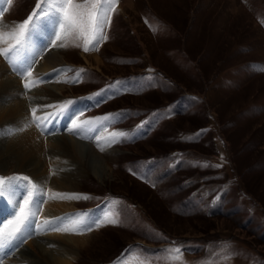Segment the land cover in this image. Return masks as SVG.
<instances>
[{
  "label": "rangeland",
  "instance_id": "374dc122",
  "mask_svg": "<svg viewBox=\"0 0 264 264\" xmlns=\"http://www.w3.org/2000/svg\"><path fill=\"white\" fill-rule=\"evenodd\" d=\"M122 1L98 50L84 52L83 38L74 34L56 42L66 47H53L51 25L30 62L36 78L29 85L65 89L47 119H35L29 109L42 145L50 123L82 125L77 133L54 127L52 134L90 145L104 163L94 174L85 160H67L72 173L78 168L70 193L88 199H69L75 209L66 213L118 221L79 235L88 237L86 246L73 251L70 264H168L164 250L176 247L183 264H264V0H129L123 12ZM37 3L6 0L0 22L18 25L38 11ZM56 49L67 62L49 70L57 78L38 73L39 62ZM24 75L15 77L26 91ZM79 99L85 106L73 112ZM67 101L74 103L62 110ZM121 132L126 137L112 135ZM44 159L47 179L14 164L0 165V176H28L44 201L55 204L49 185L55 165ZM19 192L4 197L20 202ZM13 217L14 210L1 223ZM30 233L17 239L4 264L16 258L26 264L18 254L48 230Z\"/></svg>",
  "mask_w": 264,
  "mask_h": 264
},
{
  "label": "bare ground",
  "instance_id": "6f19581e",
  "mask_svg": "<svg viewBox=\"0 0 264 264\" xmlns=\"http://www.w3.org/2000/svg\"><path fill=\"white\" fill-rule=\"evenodd\" d=\"M130 6L131 2L129 0H123L122 3L120 2L119 10L123 12L124 7ZM3 24L11 31H17L15 27L17 25L5 23ZM9 43H14V41H9ZM0 47L6 48L8 47V44L0 45ZM37 47H39V45H36L35 49H37ZM28 58L26 57L25 49L22 50L17 64H19L20 62H25L24 67L28 68L26 67L28 63ZM94 61L97 65L100 64V61L97 60L95 57ZM64 63H67L65 61L64 56L59 53L57 49L52 50L49 51L48 54L46 53V55L39 62L37 66V72L40 74H45L46 72H49V78H57L54 74H51V71L49 70L57 67V65H61ZM18 75L19 72L17 71L16 66H14L13 63L6 61L4 57L0 56V142L3 144L0 147V165L4 167L6 165L5 168H7L9 164H14L13 167L17 171H27L37 178L43 177L47 179L48 170L45 165L46 163L44 155L49 156V160L54 161V163L51 164L55 165L54 172L51 171V173H54V177L52 178V183L49 184L50 188L52 186L54 189H51L55 193L57 192L59 194H65L64 192H66L70 195L73 191H76V182H72L71 178L78 177V168L75 166L77 170H74L75 172L72 173V170L69 169L70 165H68L70 163L66 164L67 160L69 159V161L71 160V162L75 163V161L79 162V159L81 158L85 160L87 164H89L88 166H90L94 174H96L98 173V169L104 167L102 158L98 156L96 151H94L90 147V145L80 143L72 138L64 137L63 135L56 136L55 133L52 134L53 132L57 131L52 128L56 127L58 129V127L61 126L60 121L58 119H56L58 121H54L53 124H50L49 131L46 132V130L43 131L41 129V131L46 132V138H49L48 142H45L46 144L42 145L41 139L39 140L38 138V135L42 134H39L37 130L33 129L31 123L29 122V109L31 111L34 108L37 109L35 114L41 115L40 118L44 119L46 116H48L46 112L51 109L50 106H53V104H55L53 102L60 101V97H62V94H64L65 89L56 85H43L40 88L34 85H30V87L26 90L27 94L25 95L26 91L21 88L20 80L15 77ZM32 78L35 80L36 74H31V76L26 75L25 79L23 77V83H31L30 81ZM77 110L78 107L76 111ZM61 121L63 122V120ZM68 127H70L69 124H64L62 126V128ZM71 128H69V130ZM67 130L68 129H66V131ZM98 131V133H102L101 128H98ZM109 140L103 139L102 144H105V146L106 144L108 145ZM43 146H46V148L44 149ZM46 149L47 152H45ZM73 166L74 165H72V168ZM5 168L3 169L5 170ZM99 178L101 177H98V179ZM50 191L51 190H49V192ZM10 197L12 199L15 198V194L10 195ZM6 198H8V196ZM46 200H48V198ZM54 200L57 203L48 204V201H44L45 206L44 208H40L41 213L39 211V214L42 215L41 220L44 221L47 219L50 221H56V224L62 227H74V219L64 220L62 224L60 223L59 219L66 217L78 218V213L74 214L72 213L73 211H70L69 215L66 213V211L75 209L73 207L74 205L72 204L73 202H70L69 199L60 198H55ZM3 202H6V205L4 207V210L0 211V217L2 218L8 215L6 213L7 211H12V209L10 208V204L13 203L11 200H3ZM7 203H9V205ZM88 215L91 216V212L88 213ZM35 226L36 225H34V227ZM34 227L29 231L25 232L24 235L20 238V241L22 239L27 240L28 238L33 237L32 235H30V231L34 229L37 231V233H40L41 229L47 228L48 234H39L38 238L33 239L32 241L27 243L26 247L30 248L31 250L26 248L28 251H25L23 249L18 254V257H21L20 261H23L26 264H70L72 256L74 255L73 251L83 250L86 246L88 237L79 235L73 236V234L68 235L62 232L58 233L59 235H54L51 234L49 228L44 226V224L41 222L39 227ZM53 238H55L56 241H53ZM13 242H16V240ZM10 245H12V243L8 244V247ZM3 248H6V246ZM47 248L54 249L53 251L51 250V252ZM33 252H35V254H32ZM13 257L14 256H7L3 258L0 256V264L6 263V261ZM13 261L10 262V264H15L17 258ZM41 261L43 262L41 263Z\"/></svg>",
  "mask_w": 264,
  "mask_h": 264
},
{
  "label": "snow or ice",
  "instance_id": "6c2138e0",
  "mask_svg": "<svg viewBox=\"0 0 264 264\" xmlns=\"http://www.w3.org/2000/svg\"><path fill=\"white\" fill-rule=\"evenodd\" d=\"M8 2L10 3V0ZM117 3L118 0H38L36 5L38 11L29 15L27 19L15 26L17 31H11L0 22V45L8 44L6 48L0 47V56L4 57L6 61L13 63L21 75L27 71V74L31 76L30 66L25 68V62L17 64V61L35 31V21L39 20L40 17L48 19L54 29L59 28V32L53 31L55 39L49 40V43L53 47H66L65 44H57L56 42L74 34L77 38H83L84 52L98 50L99 44L107 40L104 30L111 22V13L115 10ZM4 11V0H0V14ZM153 31H156V28H153ZM9 41H14V43H9ZM76 46L79 47L80 45ZM24 87L29 88L30 85L25 83ZM73 103L74 101H67L61 106V109H67ZM36 111L37 109H32L33 116L35 119H39L35 117ZM109 119V117H105L103 120L96 121V123L103 125ZM83 123L91 124L93 122L85 121ZM81 127L82 125L74 123L70 131L77 133ZM112 135L126 137L127 134L121 132L112 133ZM188 139L193 138L189 137ZM36 188L37 183L33 182L28 176L14 175L7 178L0 176V197H4L6 194L14 195L15 192L20 191L22 192L20 199L23 200L22 204L18 200L13 201L15 209H18V211L14 210L13 219L7 223H0V248L21 238L25 232L34 227L35 217L40 211V205L44 203L43 192L35 191ZM52 198L88 199V197L78 194L67 195L59 193L53 194ZM77 217L59 218L61 224L64 220L74 219V227H62L56 224V221L47 219L44 220L43 224L53 231L82 235L85 232L91 231L93 227H100L106 224L115 225L118 223L116 219L110 218L108 215H103L101 219V217H93L87 213H80L77 214ZM164 252L165 256L163 259L168 264H174L177 261L183 264L182 252L179 247L165 249Z\"/></svg>",
  "mask_w": 264,
  "mask_h": 264
}]
</instances>
